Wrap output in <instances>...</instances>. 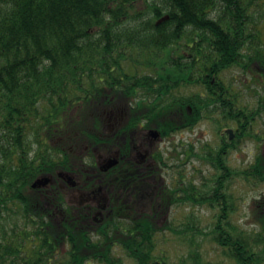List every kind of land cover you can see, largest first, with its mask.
<instances>
[{"label":"trees","instance_id":"16d2710c","mask_svg":"<svg viewBox=\"0 0 264 264\" xmlns=\"http://www.w3.org/2000/svg\"><path fill=\"white\" fill-rule=\"evenodd\" d=\"M260 21L264 0H0V264H124L118 246L133 264H169L155 254L168 225L116 217L114 200L94 241L57 184L32 185L92 167L112 133L107 112L120 119L121 134L138 126L164 138L219 114L234 128L224 144L238 149L264 105L242 104L243 91L226 75L245 73L249 54L261 62ZM204 160L224 176L201 193L185 190V201L219 211L181 264H206L204 240L229 264H264V195L252 199L246 228L223 189L228 175L263 183L264 154L243 169L229 167L219 149Z\"/></svg>","mask_w":264,"mask_h":264},{"label":"flooded vegetation","instance_id":"af4514ba","mask_svg":"<svg viewBox=\"0 0 264 264\" xmlns=\"http://www.w3.org/2000/svg\"><path fill=\"white\" fill-rule=\"evenodd\" d=\"M258 48L261 50L259 53L261 62L251 61L249 54L248 66L245 69V84L249 92L256 93L253 88L257 85L261 88V91L257 92L262 95L263 100L258 97L257 100L260 107L263 108L264 36H260ZM120 125V119L116 116L110 125L112 133L107 135L109 141L102 144V151L95 158L92 167L88 165L87 167L71 168L65 174L57 173V181L50 179L47 185V188H50L51 185L57 184V191H61L64 200L71 207L68 210L72 216L75 214L77 219H80L84 213L88 225H86L85 219L81 222L86 225L85 228L88 229L89 235L94 241L99 238L96 228L114 215L112 208L114 200L117 201L116 209L121 212H118L116 217L124 218L128 222L140 220L142 217L152 218L158 223L159 228H162L168 225L167 222L173 207L187 204L185 190L193 187L198 193H201L202 189V184H199L195 179L188 178L186 171V165L191 163L193 158L203 161L194 145L186 146L182 143L178 147L181 148L180 152L170 151L168 157L162 155L163 160L160 161L158 158L164 153L162 145L171 137L163 138L156 129H145L138 126L130 128L126 134H121L119 133ZM198 125L186 128L183 132L193 131ZM156 132L158 133L156 134ZM220 140L216 149L221 150V157L229 166V156L233 150L229 145L224 144L223 139L220 138ZM226 142L228 143V141ZM173 145L176 147L175 143ZM262 153L264 154V145ZM179 156L181 157L180 165H176L173 161L177 160ZM129 162L131 165H128ZM116 169L119 176L112 174V171ZM176 169H178L176 171L177 178L173 176ZM209 170L213 173L210 179L211 185L214 184L216 177L222 179L224 176L212 168ZM194 172L200 171L195 168ZM113 176L116 177L115 182L112 181ZM126 176L131 177L132 182L125 181ZM202 178L205 177L202 176ZM103 182L105 185L102 184ZM227 183L228 185H226ZM232 183L233 178L228 175L223 189L230 195V200H233V194L229 192V186ZM189 205L193 206L192 203ZM214 209L217 214L218 207L215 206ZM126 232L127 230H124L122 235ZM134 235L136 236L135 232ZM66 251L68 248L63 253L66 254ZM113 253H117V256L121 257L124 251L121 246H118L113 249ZM90 264L97 263L91 262Z\"/></svg>","mask_w":264,"mask_h":264},{"label":"rangeland","instance_id":"374dc122","mask_svg":"<svg viewBox=\"0 0 264 264\" xmlns=\"http://www.w3.org/2000/svg\"><path fill=\"white\" fill-rule=\"evenodd\" d=\"M259 29L261 30L262 36H264V21L258 23ZM245 73H232L226 76H232L234 81V86L239 90H242L241 103L247 105L249 108H254L257 106L258 100L254 92H249L247 87L244 89ZM234 75V76H233ZM242 84V86H241ZM263 88V87H262ZM256 91H261V88L257 85L253 88ZM182 95H188L192 93V90H181ZM213 119L209 117V120L201 122L198 127L193 131H185L177 136L171 137L169 141H166L162 145L164 148L163 156L168 157L170 151L180 152L181 148H178L180 144L194 145L196 151H198L199 156L203 158L210 151L211 146L216 148L220 144V131H225L229 128H233L230 124L221 122V117L218 114L215 118V114L212 115ZM115 116L113 113L110 115L107 112V128L111 130L110 125L114 122ZM218 119L220 122L216 124L215 120ZM221 124V127H220ZM251 132V136L245 141H241L237 150L233 151L229 156V165L232 169H243L246 168L254 159L257 153H262L264 141H260L264 137V115L262 120L258 121ZM175 143L176 147L173 145ZM210 143V144H208ZM210 145V146H209ZM260 145V146H259ZM181 157L174 160V164L180 165ZM197 168L200 172H194ZM173 173V176L177 178V171ZM186 171L188 178L195 179L199 184L209 186L210 179L213 173L207 167L204 161L197 158H193L192 162L186 165ZM204 176L206 180L202 178ZM228 185V183L226 184ZM206 190V188H204ZM229 192L233 194L236 198V212H234V220L242 225L243 227L250 228L249 221L251 219L252 210L255 209L253 206L252 199L258 198L261 194L264 195V182L260 184L245 183L241 179L233 182L229 186ZM216 216V211L214 212L205 207H196L189 204H181L172 208L170 213V218L167 222L168 226L173 229V231L166 230L162 234H159L156 238V255H161L167 258L169 264H181L185 262V255L187 257V252L191 251L190 240H198V234L201 231L207 232L209 226L213 224L214 218ZM191 245V246H190ZM201 251L203 263L206 264H229L224 257L221 255L220 251L217 249L215 244L207 241H203L199 248ZM124 258V264H133L130 259L125 255H122V260Z\"/></svg>","mask_w":264,"mask_h":264},{"label":"water","instance_id":"95a60500","mask_svg":"<svg viewBox=\"0 0 264 264\" xmlns=\"http://www.w3.org/2000/svg\"><path fill=\"white\" fill-rule=\"evenodd\" d=\"M229 133L231 134V132L229 131ZM47 182V180L45 181H37L33 186L36 187L37 185H41V184H45Z\"/></svg>","mask_w":264,"mask_h":264}]
</instances>
